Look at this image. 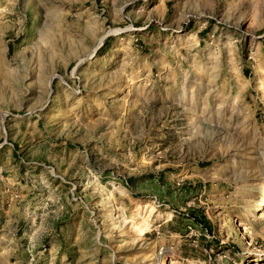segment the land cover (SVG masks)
<instances>
[{"label":"rangeland","instance_id":"rangeland-1","mask_svg":"<svg viewBox=\"0 0 264 264\" xmlns=\"http://www.w3.org/2000/svg\"><path fill=\"white\" fill-rule=\"evenodd\" d=\"M264 0H0V264H264Z\"/></svg>","mask_w":264,"mask_h":264},{"label":"bare ground","instance_id":"bare-ground-1","mask_svg":"<svg viewBox=\"0 0 264 264\" xmlns=\"http://www.w3.org/2000/svg\"><path fill=\"white\" fill-rule=\"evenodd\" d=\"M263 200L264 199H260L259 202H258V205H257V209H262L263 208ZM158 264H164V259L161 260V262H159Z\"/></svg>","mask_w":264,"mask_h":264}]
</instances>
